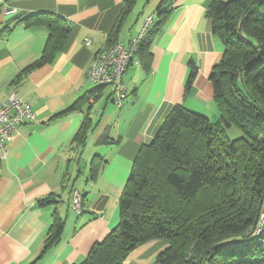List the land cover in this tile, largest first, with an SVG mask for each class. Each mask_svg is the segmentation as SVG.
I'll use <instances>...</instances> for the list:
<instances>
[{"label":"crops","instance_id":"crops-1","mask_svg":"<svg viewBox=\"0 0 264 264\" xmlns=\"http://www.w3.org/2000/svg\"><path fill=\"white\" fill-rule=\"evenodd\" d=\"M125 1L0 0V104L15 93L36 116L19 127L7 157L0 159V264L83 262L118 225L119 201L134 161L173 108L182 105L211 121L219 117L210 75L224 44L207 17L212 0L173 2L151 37L150 63L136 54L130 64L128 95L121 106L114 103L111 88L95 91L99 86L88 80V69L96 54L114 46L109 40L119 21L115 45L126 47L149 16L153 23L146 37L157 23L162 0H138L133 11L123 14ZM57 21L69 28L68 38L50 62L24 74L44 57L49 23ZM193 67L197 75L186 93ZM90 94L82 111L63 114ZM86 115L91 130L86 147L76 150L73 141ZM96 155L101 166L93 177ZM75 193L84 197L80 211L72 200ZM56 213L65 228L61 239L43 252ZM167 245L164 239L146 243L125 264H154Z\"/></svg>","mask_w":264,"mask_h":264},{"label":"trees","instance_id":"trees-1","mask_svg":"<svg viewBox=\"0 0 264 264\" xmlns=\"http://www.w3.org/2000/svg\"><path fill=\"white\" fill-rule=\"evenodd\" d=\"M137 2L126 0L123 14L133 11ZM173 2L161 1L157 23L137 51L148 64L151 37ZM207 17L224 44V54L210 75L218 119L211 121L182 105L173 108L134 161L119 201L118 225L80 264H125L136 248L161 239L168 245L154 264H264V234L253 232L264 201V0H212ZM121 23L110 35L114 45ZM49 26L44 57L24 74L50 62L68 38L70 30L64 24ZM196 75L193 67L186 93ZM91 94L63 114L82 111ZM235 128L241 133L232 140L226 130ZM89 130L86 115L73 141L76 150L86 147ZM100 166L96 155L93 177ZM64 228L65 221L56 213L43 252L61 239Z\"/></svg>","mask_w":264,"mask_h":264},{"label":"built area","instance_id":"built-area-1","mask_svg":"<svg viewBox=\"0 0 264 264\" xmlns=\"http://www.w3.org/2000/svg\"><path fill=\"white\" fill-rule=\"evenodd\" d=\"M152 23L153 18L149 16L128 47L116 44L96 54L90 64L88 80L96 86L111 88L113 101L118 106H121L127 98L125 75ZM87 43L90 41L88 40ZM35 117L31 104L19 98L15 93L9 95L7 100L0 104V159L7 157L9 144L19 127L26 122L34 121ZM72 200L75 209L80 211L82 206L81 194L75 193ZM253 229L255 235L264 234V201Z\"/></svg>","mask_w":264,"mask_h":264},{"label":"rangeland","instance_id":"rangeland-1","mask_svg":"<svg viewBox=\"0 0 264 264\" xmlns=\"http://www.w3.org/2000/svg\"><path fill=\"white\" fill-rule=\"evenodd\" d=\"M227 1V0H226ZM145 15L147 16L148 14H147V12L145 13ZM210 119H211V117H210ZM212 120V119H211ZM214 120V119H213ZM236 129V133H241L237 128H235ZM227 131V135L229 136V138L230 139H232V140H235L236 138H238L236 135H238V134H235V132H232V130H226ZM257 239V237H253L251 240L252 241H255Z\"/></svg>","mask_w":264,"mask_h":264}]
</instances>
